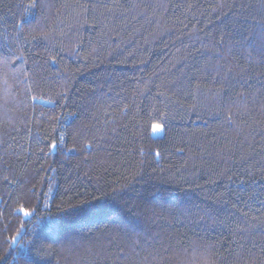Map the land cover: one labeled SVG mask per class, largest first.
I'll return each mask as SVG.
<instances>
[{
    "label": "trees",
    "instance_id": "1",
    "mask_svg": "<svg viewBox=\"0 0 264 264\" xmlns=\"http://www.w3.org/2000/svg\"><path fill=\"white\" fill-rule=\"evenodd\" d=\"M25 252L264 264V0H0V264Z\"/></svg>",
    "mask_w": 264,
    "mask_h": 264
},
{
    "label": "snow or ice",
    "instance_id": "2",
    "mask_svg": "<svg viewBox=\"0 0 264 264\" xmlns=\"http://www.w3.org/2000/svg\"><path fill=\"white\" fill-rule=\"evenodd\" d=\"M33 6H38V5H33ZM159 128H160V126L157 125L156 130H159ZM25 214H27V213H25ZM13 239H15V238L13 237ZM27 255H28L27 252L20 254L18 257H16L15 264H20L21 260L24 261V264H31V262L26 259Z\"/></svg>",
    "mask_w": 264,
    "mask_h": 264
},
{
    "label": "rangeland",
    "instance_id": "3",
    "mask_svg": "<svg viewBox=\"0 0 264 264\" xmlns=\"http://www.w3.org/2000/svg\"><path fill=\"white\" fill-rule=\"evenodd\" d=\"M157 125H159V124H154L153 127H152V134H153L154 136L161 135L162 132H163V128H162L161 125H159V126H160L159 130H156V126H157Z\"/></svg>",
    "mask_w": 264,
    "mask_h": 264
}]
</instances>
